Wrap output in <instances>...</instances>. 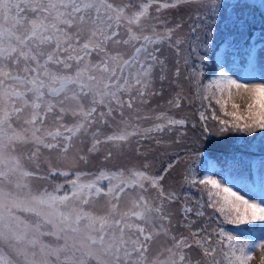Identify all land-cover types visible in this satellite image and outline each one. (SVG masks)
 <instances>
[{
	"label": "snow or ice",
	"instance_id": "1",
	"mask_svg": "<svg viewBox=\"0 0 264 264\" xmlns=\"http://www.w3.org/2000/svg\"><path fill=\"white\" fill-rule=\"evenodd\" d=\"M181 2L0 0V264H191L193 246L202 250L206 264H248L252 259L250 249L257 245L222 227L173 232L167 206L180 196L163 181L179 156L162 172L149 164L81 169L102 146L123 149L137 138L186 125L185 119L162 112L155 120L166 123L140 126L150 118L140 112L158 94L157 78H166L163 46L179 54L187 42L176 36L179 25L154 22L159 17L151 9L159 13ZM199 3L204 15L197 16L200 23L192 28L196 43L189 47L202 66L213 50L220 4ZM215 51L218 63H226V54ZM202 75L196 67L189 72L205 100L210 89L231 97L235 88L247 97L242 112L225 113L233 121H219L221 133L264 130V77L245 82L220 67L204 86ZM180 99L177 95L168 103L178 109ZM200 119H206L203 112ZM104 127L112 131L105 133ZM112 157L109 150L104 160ZM57 176L64 178L62 183H36ZM183 181L222 190L223 197L215 201L208 193V207L224 221L264 222V199L246 198L226 186L227 180L199 179L185 169ZM191 211L183 206L185 214ZM161 237L165 243L158 245ZM259 246L264 247V239Z\"/></svg>",
	"mask_w": 264,
	"mask_h": 264
},
{
	"label": "rangeland",
	"instance_id": "2",
	"mask_svg": "<svg viewBox=\"0 0 264 264\" xmlns=\"http://www.w3.org/2000/svg\"><path fill=\"white\" fill-rule=\"evenodd\" d=\"M259 1V4H252L249 0H219L220 9L215 16L213 50L208 52L202 66L196 53L192 52L189 47L190 43L193 45L196 43V37L192 35V28L200 23L197 16L204 15L199 0H183L175 7L162 8L159 13L153 7L151 9L153 17H159V21L154 22L164 24L169 28H176L179 25L176 36L187 42L179 50V54L176 49L169 48L167 45L163 46L161 56L165 60L164 75L166 78L162 82L157 78L154 87L158 94L150 97L149 103L142 106L140 112L142 117L150 118L141 120L140 126L148 128L154 123H166L164 120H155V117L162 112L177 119H185L187 123L183 127L175 126L171 131L166 129L164 132H153L146 139L137 138L133 140L131 145L125 146L123 149H115L110 145L102 146L99 153L89 155L87 166L81 165V169L84 171H95L99 167H132L149 164L153 171L162 172V169L168 163H172L179 156L178 165L169 170L163 181L166 189L175 191L180 196L178 202L167 206V211L172 213L171 227L176 234L187 235L198 229H206L211 232L213 229L218 230L222 227L241 240H249L248 236L250 234L245 230L246 228L244 229V226L248 227L258 223L257 221L234 224L224 221L221 219L222 216L215 212L214 208L208 207L209 203H206L202 208L204 215L197 216L196 213L202 211L198 205L201 201L200 197L193 195L192 192L202 191L208 194L211 191L214 196H217L216 193L219 191V196L222 197L224 193L222 190L212 189L211 186L205 188L203 185L185 184L183 174L187 169L199 179L211 175L221 181L227 180L226 186L233 187L234 191L240 192L246 198L264 199V193L261 191L264 188V167H262L264 159L257 162L255 178L252 179L249 177L248 171L242 169L240 163L230 154L238 148L244 151L252 149V151L264 154V130L262 136L258 137L256 141L253 140L254 131L244 132L246 135L244 139L239 135L243 132L230 130L221 133L219 131L221 127L220 120L233 121V117L224 114V112H242L245 109L246 95L242 91L238 93L235 88L232 89L231 97L228 96L227 91L223 95L219 93L218 100L221 101V104L227 100V104L223 109L220 104V107L216 108L215 117H212L203 98L205 95L203 88L198 94L197 88L193 85L189 76L191 68L196 67L198 73L201 71L203 73L199 77L201 84L204 86L209 84V81L214 78H210L208 75V72L214 69L213 52L216 45L222 42L221 45L224 46L220 47L219 52L226 54V63L220 65V67H224L229 74L241 81L261 82L262 77H264V21L262 24V21H257L255 17L264 19V6H262V0ZM159 2L174 3V0H159ZM237 23L238 28L236 27ZM255 25L259 26L254 28ZM235 33L240 35L236 37ZM227 38H229V41L226 40ZM238 42L242 44L239 45ZM251 50V63L246 68L244 67V57ZM185 59H188L187 65ZM177 67L180 69L179 74L176 73ZM212 91L214 90L210 89L207 93L209 101L215 97ZM177 95L181 98L178 109L168 103ZM233 103L240 105V108L233 109ZM201 112L204 113L206 119H200ZM102 131L110 133L112 129L104 127ZM157 141H160V143H157ZM109 150L113 152V157L105 161L104 156ZM239 153L236 154L241 155ZM227 156L230 157L228 160L225 159ZM205 158L210 159V168L208 163L205 167ZM245 163L242 164L243 168ZM63 180V177L57 176L53 181H37L36 183L41 185L62 183ZM195 203L197 204L192 206ZM184 205L190 207L192 211L185 214L183 212ZM213 213L217 218L213 219ZM259 224L260 228L264 230V222H259ZM230 226L241 228H230ZM256 233L258 232L256 231ZM262 239H264V233L260 240L251 239L257 247L250 249L252 259L248 261V264H264V247L259 246ZM164 243L165 238L161 237L158 245ZM189 259L191 264H197V262L206 264L202 250L196 246L191 249Z\"/></svg>",
	"mask_w": 264,
	"mask_h": 264
},
{
	"label": "trees",
	"instance_id": "3",
	"mask_svg": "<svg viewBox=\"0 0 264 264\" xmlns=\"http://www.w3.org/2000/svg\"><path fill=\"white\" fill-rule=\"evenodd\" d=\"M252 4H255V3H257V4H259V0L257 1H255V0H249ZM249 15H252V14H249ZM248 15V16H249ZM255 15V14H254ZM253 16V15H252ZM256 19H257V21H259V20H261L262 21V24H263V21H264V19H260L259 17H255ZM259 25H255L254 26V28L256 27H258ZM236 27L238 28L239 26H238V23L236 24ZM257 30H259V29H257ZM238 35H240V34H237V33H235V36L237 37ZM251 36V35H250ZM250 38V37H249ZM227 41H229V38H227L226 39ZM225 40V41H226ZM236 42V41H235ZM238 43H240V42H238ZM248 43H250L249 41H248ZM221 44H222V42L220 43H218L217 45H216V48L214 49V52H213V66H214V69L213 70H210L209 72H208V75L210 76V78H212V77H215L218 73H219V65H218V62H217V56H216V51L215 50H220V47H221ZM242 43H240L239 45H241ZM214 57H215V60H214ZM244 58H246V56L244 57ZM212 94L213 95H215V97L214 98H211L210 99V101L207 99V100H205V103L207 104V106H208V110H209V112H210V116H212V117H215L214 116V114L216 115V112H217V107H220V104H217L216 103V100H218V98H219V92H217V91H212ZM221 112H222V109H221ZM224 114H225V112H224ZM233 131V130H232ZM262 134H263V130H259V129H257L256 131H254V133H253V140L254 141H256L257 140V138L258 137H260V136H262ZM239 135H240V137L242 138V139H244V137L246 136L245 134H244V132L243 133H239ZM245 148V147H244ZM237 152H240L239 154H241V155H238V154H236ZM230 154H232L233 156H234V158L238 161V163H240V166H241V168L242 169H245V171H248V175H249V177H252V175H253V173L255 172H253V168L255 169V164H254V162L255 161H258V160H261V159H264V154H262V153H260V152H257V151H252V149H249L248 151H244V150H241V148H238V149H236V150H233ZM228 158H230V157H225V159L226 160H228ZM245 162H247V163H245ZM206 163H208V166H209V168H210V159H208V158H205V167H206ZM243 163H245V165H244V168L242 167V164ZM204 169H206V168H204ZM203 169V171H205ZM192 194L193 195H196V196H199L200 197V203L198 204L199 205V207L201 208V210H202V208L206 205V203H209L210 202V200H209V195L208 194H206V193H204V192H202V191H195V192H192ZM218 196H214V195H212V201H215V200H217V199H219V198H222V196H219V198H217ZM197 203H195V204H193L192 206H194V205H196ZM201 205L203 206V207H201ZM217 206H219V205H217ZM203 211V210H202ZM216 212V211H215ZM212 213V212H211ZM212 216H213V219L214 218H217V216L213 213L212 214ZM222 220H223V217L221 218ZM220 225V224H219ZM241 228V227H233V226H230V228ZM246 228V229H245ZM244 229L245 230H247L248 232H249V234L250 235H252V236H256V237H258V238H261V236H262V234L264 233V230H262L261 228H260V224H259V222L258 223H256L255 225L253 224L252 226H248V227H245L244 226ZM256 231L258 232V233H256Z\"/></svg>",
	"mask_w": 264,
	"mask_h": 264
}]
</instances>
